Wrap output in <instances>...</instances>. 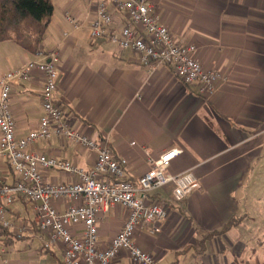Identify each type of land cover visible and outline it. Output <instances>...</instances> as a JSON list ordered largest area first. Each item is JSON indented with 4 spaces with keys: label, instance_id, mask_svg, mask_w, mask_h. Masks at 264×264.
I'll use <instances>...</instances> for the list:
<instances>
[{
    "label": "crops",
    "instance_id": "1",
    "mask_svg": "<svg viewBox=\"0 0 264 264\" xmlns=\"http://www.w3.org/2000/svg\"><path fill=\"white\" fill-rule=\"evenodd\" d=\"M149 1L157 20L180 44L199 47L204 68L223 74L212 95L185 84L168 64L149 72L131 49L105 36L93 37L97 2L91 0H52L54 13L38 52L11 39L0 41V75L58 52L56 100L67 122L108 140L115 157L126 161L128 179L137 181L151 168L149 156L183 149L170 172L192 168L201 187L181 203L172 200V183L150 192L148 201L163 203L168 215L156 223L155 233L145 226L135 233L139 246L160 263L264 264V206H255L262 202L256 182L264 179V0ZM108 10L113 28L127 24L111 0ZM67 12L77 18L78 28L67 20ZM43 84L39 70L29 80L14 81L11 106L19 137L36 129L44 115ZM32 149L84 168L95 161L92 152L59 137L42 139ZM43 176L52 183L74 179L56 168L44 169ZM15 180L10 164L3 162L0 181ZM76 202L56 200L54 205L64 210ZM5 211L12 223L0 227L5 258L13 264H64L62 245L44 247L47 238L28 198L18 194ZM127 216L120 205L102 214L101 248L111 244ZM231 220L233 225L225 229ZM76 232L82 228L77 226ZM111 264L133 262L120 252Z\"/></svg>",
    "mask_w": 264,
    "mask_h": 264
},
{
    "label": "built area",
    "instance_id": "2",
    "mask_svg": "<svg viewBox=\"0 0 264 264\" xmlns=\"http://www.w3.org/2000/svg\"><path fill=\"white\" fill-rule=\"evenodd\" d=\"M91 1L97 2L92 36H105L120 48L131 49L149 72L168 64L185 84L198 86L203 96L212 95L217 83L225 79L220 71L202 66L196 44H180L175 39L169 28L157 20L151 1L111 0L128 20L120 30L111 26L113 14L108 10V0ZM66 18L75 28L80 26L69 12ZM59 58L58 52H51L45 61H29L0 75V166L8 162L16 176L13 184L0 181V227L12 225L6 218L5 205H12L20 194L33 203L40 232L47 238L44 247L62 245L64 264H111L120 252L126 253L133 264H162L135 240L140 226L155 233L159 230L156 223L168 215L163 203L148 201V194L172 183V200L181 203L201 187L200 181L192 168L179 174L170 172L172 161L183 153L178 147L164 151L157 158L149 156L151 168L137 181L128 179L126 161L115 157L108 140L88 136L67 122L64 108L56 100ZM34 70L44 74L41 93L44 115L36 129L19 137L11 106L13 85L16 79H31ZM52 137L75 142L92 152L93 166L84 168L32 149L38 141ZM51 168L74 179L48 182L43 170ZM64 199L79 202L60 210L54 202ZM115 205L128 210V216L111 244L101 248L98 224L102 214ZM77 226L82 228L81 233L76 232ZM4 251L0 247V264H13L3 256Z\"/></svg>",
    "mask_w": 264,
    "mask_h": 264
},
{
    "label": "trees",
    "instance_id": "3",
    "mask_svg": "<svg viewBox=\"0 0 264 264\" xmlns=\"http://www.w3.org/2000/svg\"><path fill=\"white\" fill-rule=\"evenodd\" d=\"M54 9L52 0H0V41L11 39L38 52ZM231 225L232 220L225 229Z\"/></svg>",
    "mask_w": 264,
    "mask_h": 264
},
{
    "label": "rangeland",
    "instance_id": "4",
    "mask_svg": "<svg viewBox=\"0 0 264 264\" xmlns=\"http://www.w3.org/2000/svg\"><path fill=\"white\" fill-rule=\"evenodd\" d=\"M17 46H19V45H17ZM257 183H258V186L256 187V197H258V198L260 197V201H262V202L260 204H255V206H264V179H262V180L259 179L256 182V185H257ZM255 200H256V198H255ZM256 203H257V200H256ZM6 254H7V252L4 255H6ZM6 258H8V256Z\"/></svg>",
    "mask_w": 264,
    "mask_h": 264
}]
</instances>
